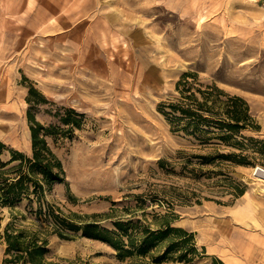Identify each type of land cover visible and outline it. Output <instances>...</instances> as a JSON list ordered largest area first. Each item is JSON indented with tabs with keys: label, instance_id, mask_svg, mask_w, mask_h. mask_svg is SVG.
Here are the masks:
<instances>
[{
	"label": "rangeland",
	"instance_id": "1",
	"mask_svg": "<svg viewBox=\"0 0 264 264\" xmlns=\"http://www.w3.org/2000/svg\"><path fill=\"white\" fill-rule=\"evenodd\" d=\"M190 72L244 98L258 128L243 135L264 140V6L255 0H0V141L31 155L29 110L50 128L64 182L47 201L88 221L142 195L146 221L166 216L194 234L201 255L172 264H264V162L225 169L245 186L238 198L176 162L190 144L161 105ZM9 219L0 208V237ZM49 243L47 258L61 264H125L95 240Z\"/></svg>",
	"mask_w": 264,
	"mask_h": 264
},
{
	"label": "trees",
	"instance_id": "2",
	"mask_svg": "<svg viewBox=\"0 0 264 264\" xmlns=\"http://www.w3.org/2000/svg\"><path fill=\"white\" fill-rule=\"evenodd\" d=\"M176 91L178 97L163 103L161 112L172 131L182 134L190 144L188 150L178 151L177 164L193 179L217 178L216 183L233 198L242 196L245 186L235 182L225 169L264 162V140L243 135L247 129L258 128L247 101L216 84L199 82L194 72L181 76ZM67 113L83 115L72 109ZM27 117L31 155L12 150L0 141V208L10 213L0 237L6 264H61L47 258L51 236L101 242L114 251L119 263L125 264L188 263L201 255L194 234L172 226L168 217L153 215V222L145 220L148 201L142 195L128 194L124 198L131 197L132 204L120 207L121 202H113L109 212L93 214L88 221L76 213L66 215L59 206L50 204L47 195L56 184L64 182V169L46 140L50 128L39 123L31 110ZM71 121L62 119L64 124L78 127V121ZM6 153L9 158L4 160ZM167 165L160 161L161 168ZM22 204L23 211L19 209ZM107 219H111L109 227L102 223ZM65 261L90 264L81 258Z\"/></svg>",
	"mask_w": 264,
	"mask_h": 264
},
{
	"label": "crops",
	"instance_id": "3",
	"mask_svg": "<svg viewBox=\"0 0 264 264\" xmlns=\"http://www.w3.org/2000/svg\"><path fill=\"white\" fill-rule=\"evenodd\" d=\"M255 2L260 3L262 6H264V0H255Z\"/></svg>",
	"mask_w": 264,
	"mask_h": 264
},
{
	"label": "bare ground",
	"instance_id": "4",
	"mask_svg": "<svg viewBox=\"0 0 264 264\" xmlns=\"http://www.w3.org/2000/svg\"><path fill=\"white\" fill-rule=\"evenodd\" d=\"M255 172V171H254Z\"/></svg>",
	"mask_w": 264,
	"mask_h": 264
}]
</instances>
